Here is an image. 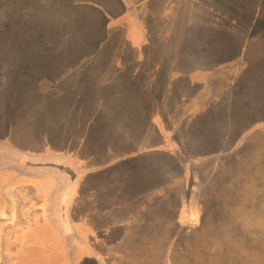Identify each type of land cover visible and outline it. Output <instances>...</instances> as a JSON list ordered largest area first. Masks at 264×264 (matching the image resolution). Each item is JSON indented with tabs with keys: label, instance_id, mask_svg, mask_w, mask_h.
<instances>
[{
	"label": "rangeland",
	"instance_id": "rangeland-1",
	"mask_svg": "<svg viewBox=\"0 0 264 264\" xmlns=\"http://www.w3.org/2000/svg\"><path fill=\"white\" fill-rule=\"evenodd\" d=\"M92 1L0 0V138L14 156L60 151L73 180L89 171L74 214L99 262L70 253L51 210L17 207L0 220V264H264V0H152L142 33ZM120 73L123 94L100 98ZM210 138L225 152L188 160ZM159 148L192 166L194 223L160 221L153 183L131 192L133 162ZM46 171L33 169L39 186L64 179Z\"/></svg>",
	"mask_w": 264,
	"mask_h": 264
},
{
	"label": "crops",
	"instance_id": "crops-1",
	"mask_svg": "<svg viewBox=\"0 0 264 264\" xmlns=\"http://www.w3.org/2000/svg\"><path fill=\"white\" fill-rule=\"evenodd\" d=\"M157 2H159V0ZM91 4L95 11L99 13L101 19L104 21L108 19L113 25H115V28H119V26L126 27L134 25V27L138 28L140 32L143 30L142 27H140L141 23L144 22V20H151L153 10H155L153 9L155 3H152V0H100L99 2L92 1ZM119 30L122 29L119 28ZM126 78L125 75L120 73V85L106 89L95 86V92L96 94H99L100 98L107 96L106 101L109 100V96L111 95H121L124 90H126L124 89L127 85ZM167 95L168 94L165 95L166 100ZM101 107L102 106H91L87 111L90 110L89 112H91L92 110ZM156 125L159 126V124ZM155 126L154 130H156ZM164 134L165 133L163 132V137L158 135V139H156L157 144L161 145L165 142L166 135ZM154 137L156 138V133L154 134ZM211 138H215V136ZM211 138L205 145L203 143L204 146L199 152L197 158L195 157L196 155L187 154V152H185L188 156V160L190 158L189 156H192V159L200 161L201 159L211 157V155L220 151L221 149L219 150L215 145H212L211 142L215 141L211 140ZM226 138L227 137L223 138L222 142H224ZM198 141L199 140L196 139L189 141L186 140V142L194 144V146ZM12 149V145H10L7 140L0 138V220L4 218L11 220L14 218V208L17 207L21 208L23 218L27 214L32 216L34 213H38V219H41L42 217V220L44 219V214H47V212H50L51 210V212H53V220L56 222L55 225H57L59 221L63 222V233L67 235L68 239L75 241L76 245L71 248L69 247L68 249L71 250V252H69L71 254H80L81 257L84 256L83 258L87 256L89 262H92L93 260H95V262L98 261V257L94 258L92 255L95 249L92 248L91 245H87L86 241H84L85 238H82V236L79 235L80 232L78 233L77 217L74 214V207L79 201V193L83 187L85 175L87 176L89 171H79V175L74 177L75 180H73L70 169L67 168L66 165L60 163L61 160L58 158L61 155L60 151H37V153L32 154L21 150L19 152L17 151L14 156ZM221 151L222 153L225 152L223 150ZM147 155L148 156L145 157L147 162H141V157L133 162L135 174L133 176L134 188H132L131 192L134 191L135 200L137 201L136 196H138V193L140 192L137 189L139 185L153 183L154 195L151 199V206L154 208H164L162 215L158 216L160 221L168 223L169 225L173 223V219L183 223H194L197 220V214H191L189 212V207L202 206L199 200L195 201L191 198L195 187L194 185H188L191 177H189L190 173L188 166L186 167V163L181 155L179 153L177 154L176 151L168 152L160 148L156 151H150ZM50 156H52L50 158L52 159L51 162H47V165H43L48 161L47 158ZM40 157L43 159H40ZM14 164L19 167L14 169ZM37 167L47 170L44 175L51 173L50 169L53 172L55 170L58 173L61 172L64 179L60 177L58 181L55 182L54 186H39L38 182L33 178V169ZM60 168H62V170H60ZM163 171L168 177V182L165 184L159 181V177L162 175ZM69 184H72V186H70V191ZM173 184H177V186L172 188L171 185ZM65 188H67L69 192L67 190L65 192ZM186 189L187 194L184 192ZM79 206L80 203L77 208H79ZM173 208H176L175 212H173ZM167 209H169L171 213L167 212ZM197 212L198 211L196 210V213ZM145 220L148 219L145 218ZM166 238H170V235H167ZM95 262L94 264H96Z\"/></svg>",
	"mask_w": 264,
	"mask_h": 264
},
{
	"label": "trees",
	"instance_id": "trees-1",
	"mask_svg": "<svg viewBox=\"0 0 264 264\" xmlns=\"http://www.w3.org/2000/svg\"><path fill=\"white\" fill-rule=\"evenodd\" d=\"M201 161H203V159H201ZM201 161H198L197 164L201 163ZM205 162H206V161H205ZM186 165L188 166V169H189V173H190L189 175L193 174V173H192V171H193V170H192V166H191L190 164H188V163H186ZM189 165H190V166H189ZM198 177H199V175H198ZM191 178H192V175H191ZM199 179H200V177H199ZM202 179L205 181V179H204V177H203V178L200 179V182H203Z\"/></svg>",
	"mask_w": 264,
	"mask_h": 264
},
{
	"label": "flooded vegetation",
	"instance_id": "flooded-vegetation-1",
	"mask_svg": "<svg viewBox=\"0 0 264 264\" xmlns=\"http://www.w3.org/2000/svg\"><path fill=\"white\" fill-rule=\"evenodd\" d=\"M0 161H1V159H0Z\"/></svg>",
	"mask_w": 264,
	"mask_h": 264
}]
</instances>
